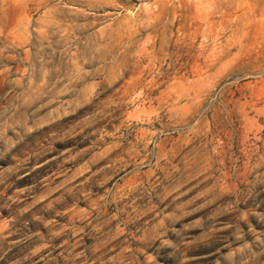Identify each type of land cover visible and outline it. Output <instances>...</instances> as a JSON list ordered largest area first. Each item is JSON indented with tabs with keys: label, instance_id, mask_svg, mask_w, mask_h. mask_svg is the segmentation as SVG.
I'll list each match as a JSON object with an SVG mask.
<instances>
[{
	"label": "rangeland",
	"instance_id": "374dc122",
	"mask_svg": "<svg viewBox=\"0 0 264 264\" xmlns=\"http://www.w3.org/2000/svg\"><path fill=\"white\" fill-rule=\"evenodd\" d=\"M0 264H264V0H0Z\"/></svg>",
	"mask_w": 264,
	"mask_h": 264
}]
</instances>
